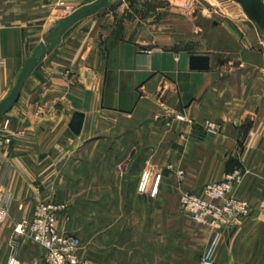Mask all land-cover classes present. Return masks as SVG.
Segmentation results:
<instances>
[{
  "label": "crops",
  "instance_id": "obj_1",
  "mask_svg": "<svg viewBox=\"0 0 264 264\" xmlns=\"http://www.w3.org/2000/svg\"><path fill=\"white\" fill-rule=\"evenodd\" d=\"M93 1L0 0V99L65 9ZM103 10L63 34L0 116V182L11 203L0 263L43 264L44 249L14 227L51 202L67 207L58 226L80 238L91 264H199L214 239L211 264H264L262 30L246 15L229 19L246 55L216 61L212 51L178 47L179 35L157 21ZM193 54L209 55L210 71H191ZM237 170L233 193L251 206L240 225L215 232L181 219L186 193Z\"/></svg>",
  "mask_w": 264,
  "mask_h": 264
},
{
  "label": "built area",
  "instance_id": "obj_2",
  "mask_svg": "<svg viewBox=\"0 0 264 264\" xmlns=\"http://www.w3.org/2000/svg\"><path fill=\"white\" fill-rule=\"evenodd\" d=\"M217 3H228L231 0H215ZM69 14L71 9L66 8ZM183 118V117H179ZM9 121L6 122L8 126ZM181 177L182 170L178 171ZM150 174H142L139 189L146 191ZM242 180V173L237 170L228 174L224 180L205 185L201 194L186 193L182 198V208L197 224L209 227L215 232L221 227L240 225L250 215L251 206L247 200L237 197L234 187ZM160 182L156 179L152 189L155 195ZM11 203L7 197L4 184L0 182V224L10 218ZM67 207L51 202L37 204L29 219H22L15 224L14 236H28L34 243L44 249L43 264H91L80 256L81 240L76 235L60 230L58 215ZM216 251V239L206 247L199 264H211ZM7 264H17L12 256Z\"/></svg>",
  "mask_w": 264,
  "mask_h": 264
},
{
  "label": "rangeland",
  "instance_id": "obj_3",
  "mask_svg": "<svg viewBox=\"0 0 264 264\" xmlns=\"http://www.w3.org/2000/svg\"><path fill=\"white\" fill-rule=\"evenodd\" d=\"M106 9L103 12L114 14L118 21L133 22L137 18L146 23L157 21L162 30L179 35L178 47L212 51L216 61H225L228 57L238 62L246 55L239 38L230 34L233 29L229 19L238 15L246 17L241 5L233 0L226 4L215 0H113ZM65 12L70 11L65 9ZM262 34L264 42L263 31ZM181 219L188 225H199L183 208Z\"/></svg>",
  "mask_w": 264,
  "mask_h": 264
},
{
  "label": "water",
  "instance_id": "obj_4",
  "mask_svg": "<svg viewBox=\"0 0 264 264\" xmlns=\"http://www.w3.org/2000/svg\"><path fill=\"white\" fill-rule=\"evenodd\" d=\"M113 0H95L84 5L60 20L59 25L53 29L45 43L40 44L30 58L26 61L16 85L11 93L0 103V116L10 111L18 102L21 92L28 78L39 63L50 54L60 43L63 34L80 20L94 15L107 8ZM241 5L244 14L264 32V2L263 0H233ZM191 71L206 72L211 69V57L209 55L193 54L189 57ZM83 117L76 115L72 122V129L79 133L82 128Z\"/></svg>",
  "mask_w": 264,
  "mask_h": 264
}]
</instances>
